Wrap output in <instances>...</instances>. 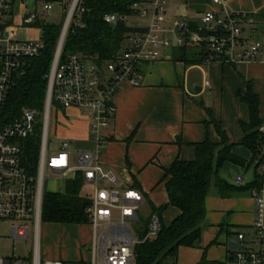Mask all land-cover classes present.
I'll return each instance as SVG.
<instances>
[{
  "label": "built area",
  "instance_id": "built-area-1",
  "mask_svg": "<svg viewBox=\"0 0 264 264\" xmlns=\"http://www.w3.org/2000/svg\"><path fill=\"white\" fill-rule=\"evenodd\" d=\"M38 6L26 10L21 22L14 26L10 8L15 0H0V224L9 223L15 241H27L33 236V253L26 256L0 257V264H63L44 259L41 251L43 203L48 173L62 176L63 180L84 176V185L91 190L84 194L91 203L85 210L92 228L91 259L86 264H136L139 243L134 224L141 228L139 212L144 196L142 192L122 187L117 174L105 171L100 155L107 140L110 124L115 118L114 97L123 82L134 88L145 83L144 66L165 59L168 50L182 49L186 45L206 47L216 61L231 64H264V44L253 37L254 21L225 7L206 11L197 24L173 21L167 25L168 0H136L127 6L126 15L106 14L105 24L116 25L124 20L131 31L126 36L122 53L105 62L99 55H71L62 61L65 38L73 27H85L82 14L86 0H62L61 4L37 0ZM214 7L224 5L223 0H212ZM67 12L63 21L54 60L48 75V92L43 120L39 127L40 154L35 176H30L22 162V143L34 137L38 125L36 113L24 110L9 122L2 120L8 106V96L26 74V63L38 57L44 47L42 36L19 38V29L43 32L36 26L56 7ZM192 26L195 29L192 30ZM250 33L249 36L246 34ZM211 56L206 63H213ZM209 86V83H207ZM80 110L91 119L93 151L73 154L71 142L65 141L61 151L49 154V126L52 109ZM264 140V127L262 128ZM259 166L261 187L251 191L255 201L253 225L256 248L245 249L246 236L239 234L240 249L227 258L229 264H264V145ZM235 184L244 186L237 178ZM146 239L155 238L161 230V219L151 216Z\"/></svg>",
  "mask_w": 264,
  "mask_h": 264
},
{
  "label": "crops",
  "instance_id": "crops-1",
  "mask_svg": "<svg viewBox=\"0 0 264 264\" xmlns=\"http://www.w3.org/2000/svg\"><path fill=\"white\" fill-rule=\"evenodd\" d=\"M223 2V6L214 7L212 0H168L167 25H172L175 20L197 24L206 11L212 8L223 11L227 7L236 14L250 17L255 25L253 38L264 44V0ZM38 5L37 0H15L9 10L13 17V25L17 26L21 22L26 10ZM171 6L182 7L183 14L180 17L171 16ZM49 16L50 13H46L42 18L46 19ZM25 31L26 38L38 39L43 33ZM246 35L249 36L250 33ZM177 49L168 50L165 59L143 67L145 71L143 86L134 88L123 82L119 87L113 102L116 115L110 124L107 140L100 155L105 171L117 174L122 187L142 192L144 201L141 211L145 203L149 206L150 202L155 207L168 203L163 180L165 170L169 169L175 160H194L195 145L206 139L214 143L220 142L216 126L212 123L214 120L220 123L228 141L234 144V154L250 163L253 155L242 145L243 132L240 125L250 119L247 105L240 97L248 87L259 97L260 115L264 121L263 63L237 65L213 61L186 65L184 62L173 61V51ZM198 87H201L198 95L189 93ZM62 112L63 124L66 125L71 143H74V140H91L89 117L75 109H66ZM255 168L256 163L250 167L226 163L219 169V178L228 186L244 189L252 185L257 173H260ZM237 178L244 180V186L235 184ZM212 186L216 193H209L206 198L207 217L202 228V237L195 248L180 249L178 259L182 264H223V260L227 261L230 256L228 243L231 241L233 230L239 231L238 236L239 234L246 236L244 232L246 230L254 232L256 215L251 190L234 192L229 197H222L214 182ZM81 190L83 196L91 191L84 184ZM178 214L179 211L172 207L162 214V218L168 225ZM71 226L74 233L77 231L80 235L71 241L76 247V253L73 251L68 253L63 260L57 256L47 260L61 261L63 264L90 261V246L93 240L91 226L89 224ZM83 227L89 228V234L84 235V232H81ZM234 241L239 242V237L238 241ZM87 248L89 258L85 259L82 252Z\"/></svg>",
  "mask_w": 264,
  "mask_h": 264
},
{
  "label": "trees",
  "instance_id": "trees-1",
  "mask_svg": "<svg viewBox=\"0 0 264 264\" xmlns=\"http://www.w3.org/2000/svg\"><path fill=\"white\" fill-rule=\"evenodd\" d=\"M50 3L61 4L62 0H47ZM136 0H86L82 14V23L85 27H73L65 38L62 49V61L71 55H99L105 62L112 61L119 56L125 46L126 36L131 31L124 20L116 25L105 24L103 18L106 14L126 15L130 13L127 6ZM44 19V18H42ZM36 26L42 28L44 43L43 50L38 57L26 63V74L21 77L13 90L9 93L8 106L2 120L9 122L24 110L33 111L37 116V128L34 137L23 141L22 162L26 172L35 176L39 165L40 154V125L46 106L48 92V75L54 60L59 37L63 25L49 24L38 20ZM192 30L195 26H192ZM213 55L206 44L197 46L186 45L182 49L173 51V61L186 65L206 63ZM243 103L250 112L248 122L240 123L243 132V147L253 155L250 163L233 152L234 144L228 141L227 135L220 123L212 121L220 137L219 143L210 139L195 145V159L191 161L175 160L171 167L165 170L164 182L168 196V203L155 207L149 202L150 215L143 217V224L137 230L139 243L136 248V264H178L181 248H195L202 237V228L206 220V198L212 183L222 197H229L234 192L253 190L261 187L260 173L252 185L241 189L228 186L219 178V169L226 163H235L239 166L250 167L256 163L258 171L262 161V148L264 145L262 128L264 121L260 115L259 97L251 88L244 95H240ZM84 176L77 173L76 177L64 181L62 192H46L43 203V223L62 225L88 224L85 210L90 205L89 198L82 195ZM176 208L179 214L171 224H166L162 214L169 208ZM161 219V230L155 238H148L151 216ZM231 254V252H230ZM204 261V260H203ZM205 262V261H204ZM64 264H86L68 262Z\"/></svg>",
  "mask_w": 264,
  "mask_h": 264
},
{
  "label": "rangeland",
  "instance_id": "rangeland-1",
  "mask_svg": "<svg viewBox=\"0 0 264 264\" xmlns=\"http://www.w3.org/2000/svg\"><path fill=\"white\" fill-rule=\"evenodd\" d=\"M171 16H177L180 17L183 14V8L181 7H172L171 6ZM67 12L64 11L60 7H56L53 12L50 13L49 20L54 24H60L65 19ZM62 32V31H61ZM19 38L25 39L26 38V31L24 29H21L19 32ZM62 111L53 108L52 112L50 114L51 120H50V126H49V144H50V152L49 154H54L56 152L61 151L62 144L65 141L72 142L68 139L67 136V130L65 123L63 124V115ZM70 150L73 152V154L78 153L80 151L84 150H94L95 144L92 142V140L88 141H76L74 140V143L70 144ZM47 183H46V191L48 192H62L63 186H64V180L62 176L59 175H52L48 173L47 175ZM215 188L211 189L210 194L216 193ZM150 215V208L147 203L143 206L142 211L139 212V216L141 219V222L143 224V217H148ZM135 230H138V226L136 224L133 225ZM71 228V229H70ZM73 226L71 225H62V224H55V223H43L42 229H41V251L42 256L44 259H49L50 257L57 256L60 259H66L65 256H68V253H71L72 251L76 253V247L71 243L73 239L76 237L78 238L79 232L72 230ZM80 229V228H79ZM84 232V235L86 233L89 234V228L83 227L82 231ZM238 230H233L231 233V241L237 240L238 241ZM246 232V240L242 242L245 249H252L256 248L257 245L255 244V235L254 232L251 233V231H244ZM78 250V246H77ZM33 253V236L30 235V239L27 241H15L11 237L10 232V224L7 223H1L0 224V257H8L15 254L16 256H26L27 258H31ZM84 258H89V250L83 249ZM86 253V254H85ZM88 254V255H87ZM180 259H178V264H182V262H179ZM223 264H229L228 261L223 260Z\"/></svg>",
  "mask_w": 264,
  "mask_h": 264
},
{
  "label": "water",
  "instance_id": "water-1",
  "mask_svg": "<svg viewBox=\"0 0 264 264\" xmlns=\"http://www.w3.org/2000/svg\"><path fill=\"white\" fill-rule=\"evenodd\" d=\"M201 91V87H198V88H195L193 92L189 91L190 94L192 95H198ZM228 246H229V251L232 252L233 250H237V249H240L241 248V245L236 242V241H230L228 243Z\"/></svg>",
  "mask_w": 264,
  "mask_h": 264
}]
</instances>
